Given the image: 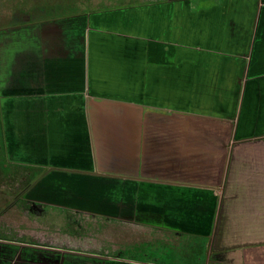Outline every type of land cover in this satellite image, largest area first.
Masks as SVG:
<instances>
[{
    "label": "crops",
    "instance_id": "crops-1",
    "mask_svg": "<svg viewBox=\"0 0 264 264\" xmlns=\"http://www.w3.org/2000/svg\"><path fill=\"white\" fill-rule=\"evenodd\" d=\"M192 1L33 23L16 51L17 33L0 40L25 198L126 226L106 230L113 254L11 242L0 264H264V0ZM122 15L156 34L105 27Z\"/></svg>",
    "mask_w": 264,
    "mask_h": 264
},
{
    "label": "rangeland",
    "instance_id": "rangeland-1",
    "mask_svg": "<svg viewBox=\"0 0 264 264\" xmlns=\"http://www.w3.org/2000/svg\"><path fill=\"white\" fill-rule=\"evenodd\" d=\"M148 2H151V0H0V20L2 22H0V25L4 26L6 24L8 19L5 18L9 16L12 10L20 9L24 11L31 7L37 9L41 8L40 4H45V10L61 4L59 7L62 14L59 16L64 15L65 17L63 18H66L78 15L80 12L88 14V12L96 13L97 10L105 9H109L108 11L119 9L122 13L125 12V14L129 15L128 12H132L129 7L145 6ZM212 3H214L213 0H203L200 4H197V1H192L189 6L194 9L204 8L211 6ZM153 10L154 8L151 7L140 12L153 13ZM57 11H53V13ZM253 14L254 5L247 6L244 15L246 23L244 21L243 25L249 27V21L252 19ZM57 15H51L48 12L46 17L42 18L43 21H46L47 18L51 19ZM108 18L110 22L105 23V27L109 30H119L131 34L136 33V35L148 36L149 38H153L156 34L152 28H144L142 24H138L140 22H136L137 19L132 21V19L125 18V15H122L123 20L119 23L114 17L109 16ZM43 21L39 20L34 23L40 25ZM10 45L16 51L23 43L19 37L14 39L13 42L11 41ZM0 50L2 52L0 53L1 66V59L10 48L3 44V46H0ZM20 55L23 57L19 60L20 64L27 65L26 58H28L29 54H27L28 56L25 55L26 58L23 54ZM2 70L0 71L1 80H3L4 76ZM9 158L5 148L4 134L0 127V239L6 240L0 246L13 247L9 245L12 244L11 242L26 245L54 244L58 247L95 252L102 250L104 253L113 254L111 250L114 247L111 244H116L108 239L111 237V234L108 231L106 235V230L108 228L121 230L122 228L126 229V226L122 225L119 227L120 224L113 222V226L116 227H112L113 220H105L104 218L74 212L70 209L59 208L49 204L40 205L41 211L29 210V204H27L23 196L27 191L29 179L26 176L24 177L25 165L15 162V160L11 161ZM105 235L107 236L106 240H104ZM123 245V251L127 248L130 255L135 254L133 245H130V247H126L125 244ZM149 248L147 246L143 247L140 256L145 257L146 255L147 257H151L150 251L152 247L149 246Z\"/></svg>",
    "mask_w": 264,
    "mask_h": 264
},
{
    "label": "flooded vegetation",
    "instance_id": "flooded-vegetation-1",
    "mask_svg": "<svg viewBox=\"0 0 264 264\" xmlns=\"http://www.w3.org/2000/svg\"><path fill=\"white\" fill-rule=\"evenodd\" d=\"M40 5H41L40 6L41 8H37V9H33L31 7L27 10H24V11H21L20 9L19 10L18 9L12 10L10 12L9 16L7 18H5V19H8L6 24L4 26L0 25V40L4 36L6 37L9 33H12V32L17 33L20 36V38H22V35H21L22 31L25 30V28H27L28 25L33 24L36 21H39V20L43 21V18L46 17L48 12L51 15L58 14L56 17L53 16L51 18L53 20L62 18V17H59V15L62 14V12H60L61 8L59 7L61 4H57L56 6H54L52 8H48L47 10L44 9L45 4H40ZM56 7H57V9H56ZM53 11H57V12L53 13ZM40 18H42V19H40ZM51 19L47 18L46 21L51 20ZM0 22H1V20H0ZM24 199L26 200L27 204H29L28 205L29 210L41 211L40 210L41 209L40 203H36L34 201H31V200L25 198V196H24Z\"/></svg>",
    "mask_w": 264,
    "mask_h": 264
},
{
    "label": "trees",
    "instance_id": "trees-1",
    "mask_svg": "<svg viewBox=\"0 0 264 264\" xmlns=\"http://www.w3.org/2000/svg\"><path fill=\"white\" fill-rule=\"evenodd\" d=\"M65 5H67V4H65ZM69 5V4H68ZM61 6V5H60ZM144 6V5H143ZM139 7V6H138ZM138 7H129L130 8V10H135V9H137ZM142 7V6H141ZM109 9H105V10H97L96 12H106V11H108ZM114 11H120L119 9H117V10H114ZM95 12V11H94ZM89 13V12H88ZM87 15V13H79L78 15ZM77 15V14H76ZM68 16H70V15H68ZM59 17H65V16H59ZM25 169V171H24V177L26 176V178L28 179V182H27V184H30L31 183V180H32V177L34 176V173L33 172H31L30 170H27L26 169V167L24 168Z\"/></svg>",
    "mask_w": 264,
    "mask_h": 264
}]
</instances>
